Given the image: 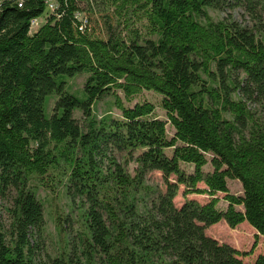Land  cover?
<instances>
[{
    "label": "trees",
    "instance_id": "16d2710c",
    "mask_svg": "<svg viewBox=\"0 0 264 264\" xmlns=\"http://www.w3.org/2000/svg\"><path fill=\"white\" fill-rule=\"evenodd\" d=\"M21 4L0 3V199L10 201L0 264H264V255L244 261L206 234L222 220L247 222L264 242V0ZM236 7L256 30L208 12ZM78 74L86 76L81 96L66 90L65 78ZM143 91L156 99L125 105L120 96ZM105 96L118 116L95 115ZM153 171L163 190L146 183ZM233 180L239 194L229 190ZM180 187L184 197L210 198L177 206ZM40 188L62 240L47 259L37 252ZM74 204L79 226L67 251L64 209Z\"/></svg>",
    "mask_w": 264,
    "mask_h": 264
},
{
    "label": "rangeland",
    "instance_id": "374dc122",
    "mask_svg": "<svg viewBox=\"0 0 264 264\" xmlns=\"http://www.w3.org/2000/svg\"><path fill=\"white\" fill-rule=\"evenodd\" d=\"M209 15L214 20H219L224 18L226 15H230V17L242 25L248 26L250 28H253V30H256V25L254 21L250 19V17L243 11L241 8H233L229 11H219L215 9H209L208 10ZM92 25L95 28V36H101L104 32L101 30V27L99 25L98 21H95V18H92ZM98 22V23H97ZM262 35L264 36V28L260 30ZM85 74H78L72 77H66V90L70 93H75L78 96H81V88L83 87V83L85 80ZM151 93H154L153 91H149ZM147 93L146 91H143L142 93L136 95L134 99L131 101H126L120 94L123 103L125 105H132L137 100L141 99H151L155 100V95ZM56 100V95L52 92L48 94L45 98V111L46 113H51L54 103ZM112 97L105 96L99 99L95 105H94V113L97 116V118L102 117L105 114H112L114 116H118L120 114V111L112 106ZM155 115L161 118H164L163 111L159 108L155 109ZM74 117L77 119L78 122H83V116L82 113L78 110L74 112ZM168 131L170 132V129L168 128ZM115 156L118 160H123V153L116 152ZM131 168V165H129V169ZM145 181L148 185L156 187L158 189L163 190L164 184L161 177V174L159 172L153 171L146 175ZM201 186V185H200ZM229 190L232 193L239 194L241 191L240 185L237 181L233 180L229 183ZM183 188L180 187L179 192L177 196L174 199V202L177 206L181 205L183 201L185 200V197L187 198H193L199 201L200 203H205L209 200V196L206 194H189L187 196H183ZM38 198L41 199L43 202V208H44V221H45V229L44 234L42 235V238L39 240V249H38V255L39 257L43 259H47L50 257H55L59 255L61 247H62V240L60 237V234L58 230L55 227V224L53 222L52 216L49 211L48 202L45 196V191L41 188L37 190ZM217 196L219 198V205L222 207L225 206V202L223 201L224 194L217 193ZM68 200L64 196L61 199V204H63V207L66 206ZM10 201L7 200H1L0 199V216L2 219V222L7 227L9 224L8 214L6 212V208L9 206ZM79 207L78 204H74L71 209L65 208V213L68 214V221L65 223L66 225V232H67V245L65 246L67 251H71L73 249V236L75 235V232L79 226ZM81 208H84L83 206ZM206 234L215 238L220 243H227L243 254L240 256V258L244 261H253L258 255H264V242L262 239V236L258 235L257 238H255V235H257V231L252 228L247 222H243L240 225H238L235 228L229 227L225 221H220L212 226H209L206 228ZM256 241V242H255Z\"/></svg>",
    "mask_w": 264,
    "mask_h": 264
},
{
    "label": "built area",
    "instance_id": "2783aa9c",
    "mask_svg": "<svg viewBox=\"0 0 264 264\" xmlns=\"http://www.w3.org/2000/svg\"><path fill=\"white\" fill-rule=\"evenodd\" d=\"M1 1L2 0H0V3H1ZM22 0H18V6H21L22 4ZM37 23H38V21H36V20H33L32 22H31V28H34L36 25H37Z\"/></svg>",
    "mask_w": 264,
    "mask_h": 264
}]
</instances>
